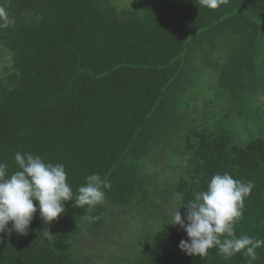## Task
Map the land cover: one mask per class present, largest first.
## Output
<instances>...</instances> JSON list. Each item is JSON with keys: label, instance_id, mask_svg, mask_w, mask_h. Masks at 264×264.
I'll use <instances>...</instances> for the list:
<instances>
[{"label": "trees", "instance_id": "1", "mask_svg": "<svg viewBox=\"0 0 264 264\" xmlns=\"http://www.w3.org/2000/svg\"><path fill=\"white\" fill-rule=\"evenodd\" d=\"M263 42L264 0H0V264H81V219L120 264H264V128L181 110L207 65L261 113Z\"/></svg>", "mask_w": 264, "mask_h": 264}, {"label": "rangeland", "instance_id": "2", "mask_svg": "<svg viewBox=\"0 0 264 264\" xmlns=\"http://www.w3.org/2000/svg\"><path fill=\"white\" fill-rule=\"evenodd\" d=\"M261 56H264V42H263V54ZM201 59V56H200ZM223 60V58H221ZM200 63H202V66L204 65L203 62L200 60ZM206 70V71H205ZM202 72H207L208 75L203 76L201 74ZM203 76V77H202ZM197 79L198 84L188 89L187 92H183V97H188L191 100H194L190 103V108H182V112H187V115H184L185 120L194 122L193 117L198 118L199 120L202 119L205 122H210L211 120H222L226 119V122L228 125H231V130L234 132H237L238 134H243L241 138H251V136L255 133H259L263 131L264 128V95H261L260 103L258 106L261 113H257V110L255 109V103H252L251 101L247 102L246 104L249 107H246V111L248 115L252 113V117L250 121L243 120L242 117L239 115L238 109H243V103L240 101V103L232 98L231 99H222V96L218 94V83H217V72L206 65V69H202L200 72L193 70L191 71V79ZM202 83V84H201ZM195 94V95H194ZM210 105L208 106V104ZM207 105V106H206ZM220 113L224 115H220ZM235 113L237 116H235ZM190 116H189V115ZM217 114V115H216ZM255 119V121H254ZM257 120V121H256ZM195 124L192 125L194 127ZM176 139V138H175ZM175 139L170 137V140L167 141L165 145H167V149H165V153L168 154V150H172V157L168 158L173 160L178 164L180 157L179 152L177 149H180L181 147L178 146V144L175 142ZM178 140L182 141V138L178 136ZM169 147V148H168ZM171 152V151H170ZM162 156H159V162L162 161ZM172 166H176L175 163H171ZM161 167L164 168V176L163 180L168 181L169 183L176 182L179 178V173H181V169H174L167 162L165 164H161ZM154 171V170H153ZM154 183L153 185H161L163 182L160 181V179L152 178ZM158 183V184H157ZM160 188L163 190L164 187H167L165 185ZM159 191V189H158ZM153 204V201H152ZM116 215V214H115ZM114 215V216H115ZM119 216V215H118ZM110 217V216H109ZM121 217V216H120ZM140 216H136L134 214L127 215L124 213V216L122 220H126V222L118 221L115 218H112V221H114L115 228L118 229V232L122 233L123 235L128 234V232H132V229L134 228L135 231H138L139 233L143 229L138 228H147L145 230H149L151 225L147 224L151 220H146V224L144 226L139 225V218ZM117 218V216H116ZM127 218V219H125ZM85 225V222L79 220L78 222V234L71 238V254L75 256L79 263L81 264H120L119 261H117V256L121 255L120 253V247L117 246V241L115 238L114 233L110 232V234L107 237L106 241H103L105 237H100L97 235L96 237L93 235H88L87 231L83 230L82 227ZM81 239H85L88 242L84 243L81 241ZM89 239L93 242H89ZM111 246V247H110ZM82 252H84L82 254Z\"/></svg>", "mask_w": 264, "mask_h": 264}]
</instances>
